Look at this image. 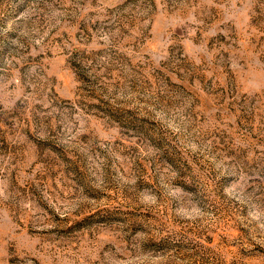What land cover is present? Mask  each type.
I'll use <instances>...</instances> for the list:
<instances>
[{
    "label": "rangeland",
    "instance_id": "obj_1",
    "mask_svg": "<svg viewBox=\"0 0 264 264\" xmlns=\"http://www.w3.org/2000/svg\"><path fill=\"white\" fill-rule=\"evenodd\" d=\"M0 264H264V0H0Z\"/></svg>",
    "mask_w": 264,
    "mask_h": 264
}]
</instances>
